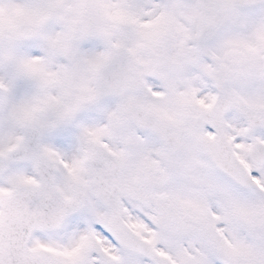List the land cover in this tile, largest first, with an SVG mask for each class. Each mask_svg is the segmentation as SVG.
<instances>
[{"label": "snow or ice", "instance_id": "obj_1", "mask_svg": "<svg viewBox=\"0 0 264 264\" xmlns=\"http://www.w3.org/2000/svg\"><path fill=\"white\" fill-rule=\"evenodd\" d=\"M0 264H264V0H0Z\"/></svg>", "mask_w": 264, "mask_h": 264}]
</instances>
